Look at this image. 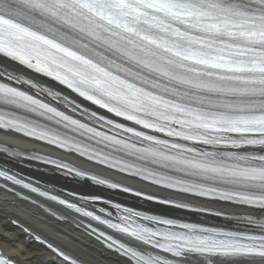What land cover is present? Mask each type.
Returning a JSON list of instances; mask_svg holds the SVG:
<instances>
[{
    "label": "snow or ice",
    "instance_id": "1",
    "mask_svg": "<svg viewBox=\"0 0 264 264\" xmlns=\"http://www.w3.org/2000/svg\"><path fill=\"white\" fill-rule=\"evenodd\" d=\"M11 134L165 194L0 148L10 159L236 225L184 222L101 195L71 202L0 169L18 199L28 197L7 182L86 218L77 230L113 264H264V0H0V135ZM22 231L47 253L42 264H88Z\"/></svg>",
    "mask_w": 264,
    "mask_h": 264
},
{
    "label": "bare ground",
    "instance_id": "2",
    "mask_svg": "<svg viewBox=\"0 0 264 264\" xmlns=\"http://www.w3.org/2000/svg\"><path fill=\"white\" fill-rule=\"evenodd\" d=\"M4 147L29 152L36 151L40 155H47L51 159L66 162L73 167L95 172L104 178L120 181L144 192L165 194L156 193L153 187L143 183H134L120 176H114L110 171L89 168L87 164L82 163L79 158H75L72 154L62 153L60 150L50 151L49 146L31 142L27 138L19 137L16 134L0 135V148ZM0 165L42 183V185H39L42 190H47L51 194L64 198L68 197L63 191H74L82 195L101 194L106 197H116L118 201L140 210L171 216L190 223L200 222L217 226L236 227L234 222L224 221L222 218L170 209L125 196L106 188H99L90 182L85 183L79 179L63 176L53 166L44 165L37 161L10 159L0 153ZM7 187L14 188L21 196L28 197V200L22 201L12 192L6 191V182L0 178V251L3 257L15 264H29V262L31 264H42L43 260L48 258L47 253L41 250V246L37 242L29 240L27 234L22 231V227H28L30 231H35L44 238L68 246L88 264H113L116 259L115 256L110 255L106 249L94 240H90L86 231L77 230V225H80L81 222L87 223L86 220L44 197L34 195L20 189L18 186H12L10 182H7ZM193 203L213 210L219 207L218 204L212 202L193 201ZM57 218H60L59 222ZM11 219L18 220L22 227L12 225L10 223Z\"/></svg>",
    "mask_w": 264,
    "mask_h": 264
}]
</instances>
